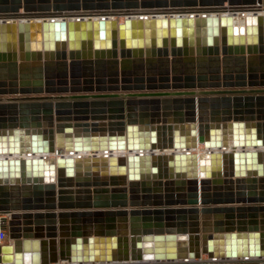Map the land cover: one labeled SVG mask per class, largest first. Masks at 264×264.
<instances>
[{
	"label": "water",
	"instance_id": "1",
	"mask_svg": "<svg viewBox=\"0 0 264 264\" xmlns=\"http://www.w3.org/2000/svg\"><path fill=\"white\" fill-rule=\"evenodd\" d=\"M262 1L0 0V264L264 258Z\"/></svg>",
	"mask_w": 264,
	"mask_h": 264
},
{
	"label": "built area",
	"instance_id": "2",
	"mask_svg": "<svg viewBox=\"0 0 264 264\" xmlns=\"http://www.w3.org/2000/svg\"><path fill=\"white\" fill-rule=\"evenodd\" d=\"M257 12L264 15V0L262 1L260 8ZM124 15H119L117 17L122 18ZM8 238V230H7V216L4 214H0V243H2L5 239ZM204 261H210L204 259ZM214 261V260H212ZM48 264H150L149 261L145 260H85V261H73L69 259H57L56 261L49 262Z\"/></svg>",
	"mask_w": 264,
	"mask_h": 264
},
{
	"label": "rangeland",
	"instance_id": "3",
	"mask_svg": "<svg viewBox=\"0 0 264 264\" xmlns=\"http://www.w3.org/2000/svg\"><path fill=\"white\" fill-rule=\"evenodd\" d=\"M122 19V18H121ZM8 240L4 241L7 242ZM206 255L203 254L202 260L192 261H164V262H150V264H264V258H251V259H230V260H214L204 261Z\"/></svg>",
	"mask_w": 264,
	"mask_h": 264
},
{
	"label": "crops",
	"instance_id": "4",
	"mask_svg": "<svg viewBox=\"0 0 264 264\" xmlns=\"http://www.w3.org/2000/svg\"><path fill=\"white\" fill-rule=\"evenodd\" d=\"M117 18H118L119 20H123V18H122V19H121L120 17H117ZM6 33H7V32H6ZM6 240H8V238L5 239L4 241H6ZM4 241H3V242H4Z\"/></svg>",
	"mask_w": 264,
	"mask_h": 264
},
{
	"label": "bare ground",
	"instance_id": "5",
	"mask_svg": "<svg viewBox=\"0 0 264 264\" xmlns=\"http://www.w3.org/2000/svg\"><path fill=\"white\" fill-rule=\"evenodd\" d=\"M123 18V17H122Z\"/></svg>",
	"mask_w": 264,
	"mask_h": 264
}]
</instances>
